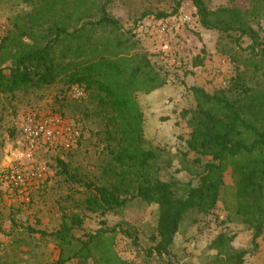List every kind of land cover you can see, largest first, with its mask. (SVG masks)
I'll list each match as a JSON object with an SVG mask.
<instances>
[{
	"label": "trees",
	"instance_id": "1",
	"mask_svg": "<svg viewBox=\"0 0 264 264\" xmlns=\"http://www.w3.org/2000/svg\"><path fill=\"white\" fill-rule=\"evenodd\" d=\"M20 1L33 10L54 15L63 12V16L46 24L38 38L34 27L42 23L31 22L24 29L16 24L18 38L12 37L10 46L1 42L0 94L41 91L57 83L68 90L76 87L87 95L95 94L114 127L115 135L109 137L113 142L108 152L111 166L104 172L108 179L102 185H85L86 211L102 217L116 215L134 200L156 207L154 245L147 255L162 257L173 248L190 213L208 215L222 202L226 221L234 219L250 232L252 249H236V234L219 232L207 245L210 255L204 264H245V257L258 249L264 233V80L245 82L237 76L228 93L210 94L197 86L188 89L194 107L182 114L189 130L183 155H195L194 163L201 165V171L196 185L176 179L164 182L159 179L162 153L145 141L144 117L136 94L161 89L168 79L136 50L133 35L122 32L119 21L107 12L111 0ZM182 1L173 0V13ZM187 1L202 28L229 38L246 54L243 66L252 67L254 76L264 75V40L248 25L249 12L234 8L211 11L203 0ZM262 5L264 8V0ZM168 16L157 13L155 19ZM245 38L250 44L242 48ZM58 116L64 117L60 112ZM59 165L71 181H79L62 162ZM227 183L229 199L224 196ZM83 218L62 215L56 230L29 232L56 243L59 258L55 264L74 259L85 263L94 255L100 264H127L114 250L117 230L130 236L122 225L76 238L73 233Z\"/></svg>",
	"mask_w": 264,
	"mask_h": 264
},
{
	"label": "rangeland",
	"instance_id": "2",
	"mask_svg": "<svg viewBox=\"0 0 264 264\" xmlns=\"http://www.w3.org/2000/svg\"><path fill=\"white\" fill-rule=\"evenodd\" d=\"M203 2L211 11L234 8L249 12L248 25L264 40L262 0ZM174 9L173 0H111L107 6V12L121 24L122 32L133 35L136 50L144 53L168 79L161 89L136 94L144 117L145 141L162 153L159 179L196 185L201 165L194 163L195 155H183L189 130L182 114L194 107L188 89L197 86L210 94L228 93L237 76L245 82H262L264 75L254 76L252 67L243 66L246 54L236 49L229 38L202 28L191 2L182 1L177 12L173 13ZM162 12L169 16L156 20V14ZM62 14L36 11L20 0H0V44L18 38L16 24L24 29L31 22L42 23L34 27L35 35L31 33L37 37L44 33L46 24L60 20ZM187 18L189 21L184 22ZM23 41L29 42L26 38ZM249 44L245 38L241 47ZM33 111L47 116L62 113V118L80 129L78 145L71 151L42 148L29 161L21 158L17 154L20 127L26 114ZM109 118L95 94L87 95L76 87L68 90L61 83L41 91L0 94V264H55L59 258L56 243L30 233L29 229L50 233L59 227L62 215L70 214L84 217L81 227L73 233L76 238L94 234L100 228L122 225L130 236L117 230L114 250L127 264H204L210 255L207 245L219 232L236 234L233 242L236 249H252L250 232L234 219L230 223L226 221L222 202L208 215L190 213L173 248L162 257L147 255L154 245L156 207L134 200L116 215L102 217L86 211L85 185H102L108 179L104 172L111 166L108 152L113 145L109 137L115 135ZM59 162L80 182H73L63 174ZM35 167L42 170L40 178L28 180L24 187H16L5 179L12 169L26 173ZM226 186L229 188L224 190V196L229 199V183ZM66 264L100 263L94 255L85 263L74 259ZM245 264H264V233L258 249L245 257Z\"/></svg>",
	"mask_w": 264,
	"mask_h": 264
},
{
	"label": "built area",
	"instance_id": "3",
	"mask_svg": "<svg viewBox=\"0 0 264 264\" xmlns=\"http://www.w3.org/2000/svg\"><path fill=\"white\" fill-rule=\"evenodd\" d=\"M189 19H184L188 22ZM165 26L163 27V31ZM81 95L80 91L76 92ZM81 131L75 123L60 116H47L37 111L26 114L20 127V143L17 154L29 161L39 149L73 150L80 141ZM41 169H27L26 173L18 169L11 170L5 177L6 181L16 187H24L28 180L40 178Z\"/></svg>",
	"mask_w": 264,
	"mask_h": 264
}]
</instances>
